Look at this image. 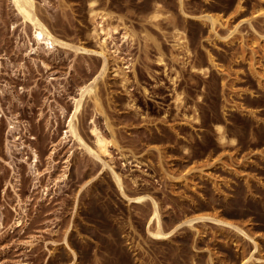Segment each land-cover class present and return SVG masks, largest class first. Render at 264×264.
<instances>
[{
	"label": "rangeland",
	"instance_id": "rangeland-1",
	"mask_svg": "<svg viewBox=\"0 0 264 264\" xmlns=\"http://www.w3.org/2000/svg\"><path fill=\"white\" fill-rule=\"evenodd\" d=\"M32 1L65 45L37 46L0 0V264H240L253 251L208 220L147 237L150 200L123 197L111 169L126 195L156 200L165 229L217 216L264 264V0ZM91 1L116 29L102 47ZM77 100L83 143L113 140L99 159L65 134Z\"/></svg>",
	"mask_w": 264,
	"mask_h": 264
},
{
	"label": "bare ground",
	"instance_id": "bare-ground-1",
	"mask_svg": "<svg viewBox=\"0 0 264 264\" xmlns=\"http://www.w3.org/2000/svg\"><path fill=\"white\" fill-rule=\"evenodd\" d=\"M10 2L12 3V5L14 6L17 14H19L21 16V18L23 19L24 23H29L32 30H33V40L36 42L37 46H46L47 48H53L56 45H65V43L59 39L58 37H56L43 23V21L39 18L34 2L32 0H10ZM95 2L91 1L89 2V13L91 18H93L95 20V25L92 28V35L94 36V38L96 39L97 43L99 45H101V47L103 46V44L106 42V40L108 38H110L111 33L115 32L116 29L115 28H110L109 23L107 21L108 18V14L100 9H96L93 7V4ZM154 13L152 14V16L150 17V19L155 20L159 17V15L157 14V7H155L153 9ZM204 21H207L208 24L211 26V28L214 27V25L217 22L216 18H213L210 15H205L201 17ZM126 33L129 36L128 31H126ZM177 37L175 38V44L174 47H177L178 49H186V46L184 45V38L177 33L176 34ZM103 38V40H102ZM102 40V41H100ZM159 58H158V62H161V53H158ZM209 63L213 66V61L210 60ZM105 70V65L103 64L100 73H102ZM120 72H123L121 69L119 70ZM122 81L125 82L126 78H125V74L122 73ZM82 91L80 93V99L82 98V96H84V94H90L91 93V87L89 85H86L84 87H82ZM177 100H179V98H176ZM80 103L81 100H77L75 101L74 104V109L72 111L71 117L67 123V131L65 132V134H69L73 139H75L76 141H78L79 143L82 144V146L85 148V150L92 156H94L95 158L99 159V157L101 155H107L108 154V147L109 145H113V140L109 139L101 134H99L98 132H96L95 130L93 131L94 133V137H95V147L89 148L87 147L83 141L81 136L79 135V132L77 131V127L76 124L74 122V119L76 117V114L80 108ZM94 103L95 105H97L96 99H94ZM216 130L218 133H220L221 127L219 125L216 126ZM225 139L224 135L222 133H220L219 135V140L223 141ZM36 158V156L34 155V159ZM111 173H112V178L117 186V188L120 191V194L127 198L128 200H133L135 202H143L145 201L147 198L150 200V204H151V210L149 211V215L148 218L146 220V223L148 224L146 227V234L147 237L153 239V240H159V239H163L166 238L169 234H171L173 232V230H175L179 225H183V224H188L190 227L193 221H211L214 222L216 224H219L221 227H226L230 230H232L236 235L242 236L243 238H247L252 242L253 245V251L249 254L248 257L243 258L242 262L240 264H249L252 263L254 261H260V259L262 258H255L254 257V253L256 252V250L259 251V245L257 240H255L252 236H250L247 231H245V229L243 227H240L232 222L229 221H225L222 220L220 218H218L217 216L214 215H198V216H194V217H184V219L178 224L173 226L172 228H168L165 229L162 225H161V221H160V211H159V207L157 205L156 200H154L152 197H150L147 194L144 195H136V196H128L124 193L123 189H122V182H121V178L120 175L118 173H116L113 169H111ZM64 244L67 246V248L71 251L72 253V258L75 259V254L74 252L71 250V248L69 247L65 237L63 239ZM196 264V263H194Z\"/></svg>",
	"mask_w": 264,
	"mask_h": 264
}]
</instances>
